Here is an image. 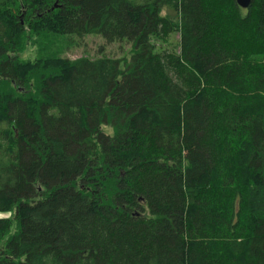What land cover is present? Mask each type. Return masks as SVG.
Here are the masks:
<instances>
[{"label":"trees","instance_id":"1","mask_svg":"<svg viewBox=\"0 0 264 264\" xmlns=\"http://www.w3.org/2000/svg\"><path fill=\"white\" fill-rule=\"evenodd\" d=\"M0 212V264H264V0H0Z\"/></svg>","mask_w":264,"mask_h":264},{"label":"rangeland","instance_id":"2","mask_svg":"<svg viewBox=\"0 0 264 264\" xmlns=\"http://www.w3.org/2000/svg\"><path fill=\"white\" fill-rule=\"evenodd\" d=\"M178 35H172L174 42L177 40ZM79 45L67 48L62 56H66L71 59H76L81 56H89L95 58L101 55H108L122 59V66L125 65V61L130 60L133 53V42L127 39L122 41L107 43L105 38L101 35L87 36L83 40L78 41ZM37 44H30L28 49L24 53L23 57L31 60H35L38 56ZM10 213L0 212V218L10 217Z\"/></svg>","mask_w":264,"mask_h":264},{"label":"water","instance_id":"3","mask_svg":"<svg viewBox=\"0 0 264 264\" xmlns=\"http://www.w3.org/2000/svg\"><path fill=\"white\" fill-rule=\"evenodd\" d=\"M238 5L241 6L242 8H248V6L251 3V0H236Z\"/></svg>","mask_w":264,"mask_h":264}]
</instances>
